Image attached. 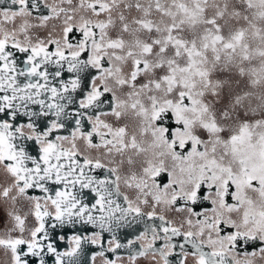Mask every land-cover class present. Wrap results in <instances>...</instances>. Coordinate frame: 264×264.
I'll list each match as a JSON object with an SVG mask.
<instances>
[{"label": "snow or ice", "instance_id": "snow-or-ice-1", "mask_svg": "<svg viewBox=\"0 0 264 264\" xmlns=\"http://www.w3.org/2000/svg\"><path fill=\"white\" fill-rule=\"evenodd\" d=\"M0 264H264V0H0Z\"/></svg>", "mask_w": 264, "mask_h": 264}]
</instances>
